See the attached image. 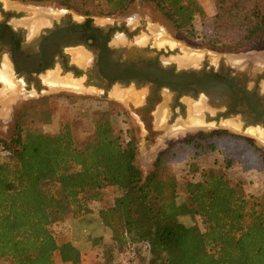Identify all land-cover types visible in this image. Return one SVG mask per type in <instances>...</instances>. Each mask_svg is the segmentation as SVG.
Segmentation results:
<instances>
[{"label":"trees","instance_id":"trees-1","mask_svg":"<svg viewBox=\"0 0 264 264\" xmlns=\"http://www.w3.org/2000/svg\"><path fill=\"white\" fill-rule=\"evenodd\" d=\"M20 1L53 2L86 16H109L127 13L135 0ZM144 1L151 2L173 30L204 46L240 48L264 31V0H213L212 29L200 37H195L193 23L205 12L197 0ZM60 96L21 105L11 139L0 136L8 155L0 161L1 262L79 264L80 250L59 239L54 225L66 214L84 216L90 202H102L103 190L112 187L120 194L99 211L111 231V249L141 244L150 254L148 264H264V191L247 196L220 171V165L247 164L248 155L257 170H264V156L257 148L226 132L195 135L161 151L143 177L135 128L116 130L107 111L95 118L94 131L82 144L69 121H57L52 131H44ZM215 151L220 160L201 169L199 180L186 183L188 200L180 202L173 165ZM185 216H198L203 230L183 223L180 218ZM111 254L105 251L102 257L113 264Z\"/></svg>","mask_w":264,"mask_h":264},{"label":"rangeland","instance_id":"rangeland-1","mask_svg":"<svg viewBox=\"0 0 264 264\" xmlns=\"http://www.w3.org/2000/svg\"><path fill=\"white\" fill-rule=\"evenodd\" d=\"M197 1L205 12L203 17L197 16L193 23L195 37H200L212 29L216 10L213 0ZM0 3H3L6 9L18 10L26 16L58 11L61 13L68 12L74 16H85L53 2L33 3L20 0H0ZM95 17L98 19L119 17L130 29L136 31L140 36L139 38L144 39L147 45L170 53V60L177 67H197L202 63L216 64L218 62L229 64L235 68L237 73L246 75L249 80L257 81L259 89L264 95V31L243 47L222 50L201 45L196 38L192 40L177 33L161 12L151 2L144 0H135L127 13ZM58 72V69L47 72L43 81L49 74L59 75ZM71 76L69 73L64 75L62 79L65 78L63 80L69 82L71 80L80 84L81 80H74ZM80 87V91H75L61 87L51 88L43 84H40L37 89L34 88L33 84H29L28 87L23 85L17 92L16 103L12 104L11 98L6 96L5 89L7 86L5 85L4 89L0 91V112L5 117L4 119H7L4 122L0 121L2 139L6 141L11 139L13 121L21 105L44 96L61 95L52 122L47 126H42L43 130L52 131V126L57 121L59 123L61 120L69 121L75 139L79 144H82L92 135L95 118L101 112L107 111L111 115V122L116 130L126 131L130 126L135 128L134 133L138 138L137 164L142 170L143 177L152 169L157 155L161 151L175 142L199 134L220 131L242 137L264 156V137L261 140L254 134L261 127L242 131L240 128L232 127L226 123L216 125L214 123L204 124L203 122L202 125H195L192 119H197L198 113L189 98L183 99L186 103L187 114L181 115L177 110L178 113L172 116L168 108L170 95L167 90H163V95L156 99L154 105L149 109H144L139 104L130 105L122 102L117 94L121 95L125 92L121 93L118 86L109 91L98 90L94 87L84 88L81 85ZM142 91L145 94V89ZM122 133L126 137L125 133ZM245 144L241 148L242 151L247 145ZM220 157L221 155L215 151L213 154L200 157H186L173 165L179 184L178 200L180 202L188 200V195L185 192L186 183L199 180L201 169L210 167L215 160L219 161ZM251 157L248 155V163L245 165H229L226 168L220 165V171L225 173L233 185L239 184L247 196H258L264 191V170H257L256 162ZM6 160H8L7 153L0 149V161ZM119 194L120 191L108 187L103 190L102 202H90L87 214L79 218H73L71 214H66L61 222L54 225L55 235L59 239L70 241L80 250L81 262L79 264H112L105 262V258L102 257L105 251L106 253L112 252L111 255L115 257L113 264H148L150 254L141 244L127 243L116 249L108 247L112 243L111 231L103 225L99 211L101 208L111 206L113 199ZM180 220L187 225L197 224L203 230L198 216H185L181 217ZM0 264L4 263L0 261Z\"/></svg>","mask_w":264,"mask_h":264},{"label":"flooded vegetation","instance_id":"flooded-vegetation-1","mask_svg":"<svg viewBox=\"0 0 264 264\" xmlns=\"http://www.w3.org/2000/svg\"><path fill=\"white\" fill-rule=\"evenodd\" d=\"M139 37L119 17L98 19L61 11L26 16L0 3V63L7 56L24 87L45 85L46 73L58 69L59 76L71 73L84 88L109 91L118 86L125 94L145 89L138 94L143 95L144 109L167 90L172 116L177 110L187 114L183 99L189 98L199 125L226 123L242 131L261 127L264 133V95L257 81L224 62L177 67L170 53Z\"/></svg>","mask_w":264,"mask_h":264},{"label":"crops","instance_id":"crops-1","mask_svg":"<svg viewBox=\"0 0 264 264\" xmlns=\"http://www.w3.org/2000/svg\"><path fill=\"white\" fill-rule=\"evenodd\" d=\"M12 71L13 70H12L11 64H10V62L8 60V57L7 56H3L2 60H1V63H0V91H1V89H4V87L6 85L7 86V88L5 89L6 90V96L8 98H11L12 104H15L16 103L15 98L18 97V93L17 92L20 89V87L23 86V82ZM6 75H8V76H6ZM47 77H48V79H47ZM47 77L44 78V84L45 85L47 84L46 86L49 85L48 87H51L49 81H51L52 78H54V77H55V79L57 78L56 81L65 79V78L62 79V77H60L59 75H55V74H51V75H49ZM6 78H9V80L6 79ZM10 79L12 80L11 83H10ZM70 82H72V81L70 80ZM52 83H55V82H52ZM55 84H57V83H55ZM142 93H143V91H136L134 89H130V91H128V92L126 91V94H121V95L117 94V97L122 102L125 101L124 103H129V102L132 101L133 103H135V105L136 104L140 105L141 101L143 100V97H142L143 95H138V94H142ZM12 112H13V110L11 111V113ZM7 116L9 118V115H7ZM4 118L5 117L2 116V114L0 112V121L1 122L7 121V119H4ZM0 149H1V146H0Z\"/></svg>","mask_w":264,"mask_h":264},{"label":"bare ground","instance_id":"bare-ground-1","mask_svg":"<svg viewBox=\"0 0 264 264\" xmlns=\"http://www.w3.org/2000/svg\"><path fill=\"white\" fill-rule=\"evenodd\" d=\"M201 57V56H200ZM200 59V58H199ZM6 72V71H5ZM11 73V72H10ZM9 73V74H10ZM11 75V74H10ZM50 75V74H49ZM6 76H8V75H6ZM47 77V76H46ZM6 79H8L9 80V78H6ZM47 79H48V77H47ZM57 79V78H56ZM56 79H55V77L54 78H52V80L51 81H49L50 82V85H51V88H59V87H61V88H66V89H72V90H75V91H80L81 90V87H80V84H77V83H75V82H69V81H66V80H58V81H56ZM11 79H10V83H11ZM52 82H55V83H57V84H55V83H52ZM49 84V83H48ZM12 85V84H11ZM47 85V84H46ZM49 86V85H48ZM125 102V101H124ZM192 122L195 124V125H199V124H201L200 123V120H197V119H195V118H193L192 119ZM254 134H256V136L258 137V138H262V136L264 135V133L260 130V131H257V132H254Z\"/></svg>","mask_w":264,"mask_h":264},{"label":"built area","instance_id":"built-area-1","mask_svg":"<svg viewBox=\"0 0 264 264\" xmlns=\"http://www.w3.org/2000/svg\"><path fill=\"white\" fill-rule=\"evenodd\" d=\"M3 152H5V151H3ZM5 153H7V152H5Z\"/></svg>","mask_w":264,"mask_h":264}]
</instances>
